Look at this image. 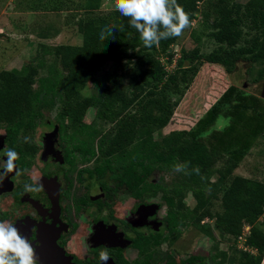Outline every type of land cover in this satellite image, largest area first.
<instances>
[{"label":"trees","instance_id":"trees-1","mask_svg":"<svg viewBox=\"0 0 264 264\" xmlns=\"http://www.w3.org/2000/svg\"><path fill=\"white\" fill-rule=\"evenodd\" d=\"M33 3L36 13L69 10V3L77 7L80 13L74 15L72 23L81 42L55 45L39 42L35 55L20 69L0 70V125H5L11 146L15 138L24 142V137L31 138L35 127L46 126L50 122L49 113L57 109L54 119L60 128L68 117L78 134L103 133L99 140L102 153L118 152L119 163L122 158L130 157L123 150L126 146L137 145L168 123L172 111L167 91L184 94L203 65L221 66L226 74H231L239 62H244L248 73L254 71L255 82L264 79V0L245 3L177 0L189 14V36L194 44L189 48L181 46L179 51L173 48L178 37L161 39L159 45L145 47L139 32L129 23L131 18L123 17L116 7L102 10L103 0H34ZM194 19L198 20L195 25ZM113 25L112 36L101 40V30ZM45 31H41L43 39L50 36L49 30ZM159 31L164 28L160 26ZM203 37L216 45L207 53L200 48ZM175 54H178L176 58ZM46 55L53 62L48 64ZM163 59L174 62L171 71ZM107 63L114 65L112 70L103 69ZM44 67L47 73L38 76ZM88 82L93 87L90 95L85 96L81 91ZM258 96L229 84L212 103L200 106L205 110L185 131L181 148L191 155H195V149H201L218 160L224 171L235 166L264 130V100L261 94ZM88 109H94V118L108 122L110 128L89 131L91 126L82 122ZM221 118L227 119V123L218 125ZM147 145L148 148L159 146L151 141ZM30 148V142L25 143L29 153ZM176 153L187 160V154ZM214 169L217 168L211 166L210 173ZM226 173L206 196L204 190L211 186L208 182H203L201 187L186 184L198 206L191 213L180 202L182 211L178 208L177 211L191 213L189 219L205 232L210 231V226L199 225L200 221L204 217L212 219L219 233L232 239L248 224L245 245L256 248L257 254L242 252L243 263L259 264L264 257V181L232 174L231 169ZM176 197V194L170 196L172 200ZM216 201L218 207L214 206ZM174 205H171L173 210ZM220 254L224 256V252Z\"/></svg>","mask_w":264,"mask_h":264},{"label":"flooded vegetation","instance_id":"flooded-vegetation-1","mask_svg":"<svg viewBox=\"0 0 264 264\" xmlns=\"http://www.w3.org/2000/svg\"><path fill=\"white\" fill-rule=\"evenodd\" d=\"M94 113L91 121L82 119L89 131L102 129ZM40 127L30 138V153L19 137L14 146L7 142L5 125L0 137V158L7 159L8 149L16 151L20 172L0 177V182L8 177L4 186H11L0 194V221L28 238L37 264H244L242 252L257 254L245 245L243 231L235 239L223 236L208 217L199 225L210 231L196 227L189 219L192 209L151 180L148 165L129 146L123 150L130 157L117 163L118 152L100 149L103 133L78 134L68 117L61 128L52 119ZM33 182L43 190L25 192L24 185ZM180 202L191 213H178ZM197 234L214 241L209 261V250L194 247ZM222 237L226 248L218 242Z\"/></svg>","mask_w":264,"mask_h":264},{"label":"rangeland","instance_id":"rangeland-1","mask_svg":"<svg viewBox=\"0 0 264 264\" xmlns=\"http://www.w3.org/2000/svg\"><path fill=\"white\" fill-rule=\"evenodd\" d=\"M237 1L245 3L248 0ZM33 2L34 0H0V70L20 69L24 63L29 62L35 55V49L39 42L54 45L57 43L79 44L81 42V36L77 31L76 25L72 23V18H76L74 15L80 13L77 7L69 3L67 5L69 10L36 13L33 10V5H35ZM115 4L116 0H103L101 8L102 10H109L114 8ZM70 14H73V16H70ZM197 22L198 20L194 19L193 25ZM42 28H45L43 29L44 31L46 29L49 30V37L41 38V33L44 32ZM189 33L190 28L188 27L177 38L176 43L173 45L174 51H179L181 46L189 48L194 45L191 43ZM215 46V43L206 37H203L200 42L201 51L204 53L209 52ZM177 56L178 54H175V58ZM45 59L48 64L53 62L49 55H46ZM162 62L164 64L167 62V69L172 70L174 62H169L167 59H163ZM55 65L59 68L58 64L55 63ZM113 67L112 63H107L103 69L112 70ZM215 67L213 65H203L184 94L167 91V98L172 111L168 123L159 131L153 132L151 136L143 138L137 145L134 144L135 146L128 147L130 153H138L140 159L142 158L141 160L148 165L151 180L156 181V184L161 185L165 191L173 192L179 198H182V201L194 212L198 206V201L192 194V189L188 187H201L203 182H208L211 186L204 190V192H207L206 194L204 193V196L208 193L211 194L213 189L216 188L215 186L219 185L223 180L222 175H226V172L230 169L232 174L264 181V130L261 136H258L254 141L247 154L235 166L231 165L229 169L225 168V171L223 165L217 162L218 160L205 155L201 149H195V155H191L181 148L185 131L205 110L203 106H200L205 102L212 103L229 84H234L238 88L257 96L260 94L258 84L260 82L264 83V79L255 82L254 71L248 73V65L244 62H239L235 71L231 74H226L221 66ZM46 73L47 67L41 68L38 76ZM100 75L101 72H99L98 76ZM206 79L207 81H204ZM92 87L93 84L88 82L81 93L85 96L90 95ZM262 103L264 105V101ZM93 112L94 109L88 110L85 119L91 121ZM56 113L57 109H53L49 113V118L55 120ZM223 122L227 123V119L221 118L217 124L219 125ZM101 128L108 130L110 124L101 122ZM3 131V125H0L1 138H4ZM40 131L41 127L37 126L30 136H38ZM149 140L157 142L159 146L148 148ZM176 151L187 154V160L183 159L182 156H178ZM211 166L217 169L210 173ZM186 184H188V187ZM214 206L218 207V201H216ZM244 231H249L248 224L244 225ZM210 240L201 234H197L194 247L198 250L203 248L208 251L214 243L213 240ZM218 242L223 243L220 245L221 248H226L223 237ZM210 254L211 251L205 256L208 261ZM261 264H264V261Z\"/></svg>","mask_w":264,"mask_h":264},{"label":"clouds","instance_id":"clouds-1","mask_svg":"<svg viewBox=\"0 0 264 264\" xmlns=\"http://www.w3.org/2000/svg\"><path fill=\"white\" fill-rule=\"evenodd\" d=\"M116 0L115 7L123 17H130V25L140 34V40L145 47L159 45L161 39L179 37L190 26L189 14L177 3L171 0ZM162 26L164 31H159ZM112 27L105 26L100 32V39L111 37ZM123 30V25H120ZM24 142L29 143L30 138L24 137ZM0 158V177L15 171L19 175L16 161L19 156L14 150L8 149ZM25 192L38 193L43 190L37 182L24 185ZM106 261V254L102 255ZM0 264H37L35 249L31 242L19 229L8 221H0Z\"/></svg>","mask_w":264,"mask_h":264},{"label":"water","instance_id":"water-1","mask_svg":"<svg viewBox=\"0 0 264 264\" xmlns=\"http://www.w3.org/2000/svg\"><path fill=\"white\" fill-rule=\"evenodd\" d=\"M258 88H259V92H260V94L264 97V83H261V82H260V83L258 84ZM5 179H6V180H9L8 177H6ZM6 180L0 182V194H1L2 192H4V191H8V190L11 189V186H9V187H8V186H4ZM8 182L10 183V181H8Z\"/></svg>","mask_w":264,"mask_h":264},{"label":"built area","instance_id":"built-area-1","mask_svg":"<svg viewBox=\"0 0 264 264\" xmlns=\"http://www.w3.org/2000/svg\"><path fill=\"white\" fill-rule=\"evenodd\" d=\"M243 232H245V234L247 233L246 231L243 230Z\"/></svg>","mask_w":264,"mask_h":264}]
</instances>
